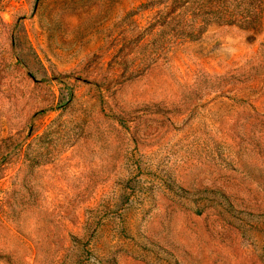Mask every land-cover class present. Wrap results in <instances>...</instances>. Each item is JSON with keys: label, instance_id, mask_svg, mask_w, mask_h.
I'll return each mask as SVG.
<instances>
[{"label": "rangeland", "instance_id": "1", "mask_svg": "<svg viewBox=\"0 0 264 264\" xmlns=\"http://www.w3.org/2000/svg\"><path fill=\"white\" fill-rule=\"evenodd\" d=\"M0 264H264V0H0Z\"/></svg>", "mask_w": 264, "mask_h": 264}]
</instances>
